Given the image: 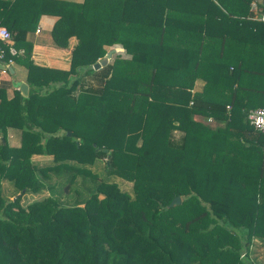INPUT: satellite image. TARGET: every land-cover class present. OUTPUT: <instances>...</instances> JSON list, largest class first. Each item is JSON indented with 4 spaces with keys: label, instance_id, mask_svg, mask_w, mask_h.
Masks as SVG:
<instances>
[{
    "label": "trees",
    "instance_id": "16d2710c",
    "mask_svg": "<svg viewBox=\"0 0 264 264\" xmlns=\"http://www.w3.org/2000/svg\"><path fill=\"white\" fill-rule=\"evenodd\" d=\"M250 3L42 0L57 15L52 43L76 38L68 69L35 62L29 27L8 20L15 52L6 43L5 56L26 67L28 92L0 94V264H264L250 257L264 250V133L214 72V10L256 34ZM102 158L131 191L92 169Z\"/></svg>",
    "mask_w": 264,
    "mask_h": 264
},
{
    "label": "crops",
    "instance_id": "0c3cea01",
    "mask_svg": "<svg viewBox=\"0 0 264 264\" xmlns=\"http://www.w3.org/2000/svg\"><path fill=\"white\" fill-rule=\"evenodd\" d=\"M66 1L80 2L82 0ZM49 9L53 8L49 7ZM261 11V6L258 3V9L250 8L248 12L247 19H251L253 23L254 21L258 22L261 27L258 33L250 34L248 23L247 25L239 24L242 25L239 27L238 24L234 25L228 19H219L218 11L214 10V72L221 78V84L217 90L225 93L229 99L232 98L234 105L243 106L247 111L264 105V21L257 18ZM56 18L57 15L54 12L43 10L42 0H0V25L7 26L10 23L8 20L17 19L22 20V24L25 23L29 27L25 31L24 37L33 42L32 57L34 61L51 67L68 69L70 49L76 38L75 36L69 38V47L55 46L52 43L51 28ZM223 34L224 36H222ZM106 46L109 50L110 46ZM114 48L116 50L118 47L114 46ZM8 66H11L12 70ZM8 66L6 69H0V94L10 98L15 91L21 92L18 86L20 82H26L27 69L14 60ZM236 74H238V78ZM203 84L204 80L197 78L192 90H201ZM226 107L229 109L231 105L226 104ZM194 118L206 121L201 114H194ZM216 123L220 124L221 122L214 120L209 124ZM13 129L17 128L8 127L7 140L10 144L14 142L11 145H18L20 130L14 131V136L11 142L9 141L8 131L11 133ZM263 256L262 245H257L253 252L251 250L250 257L253 260Z\"/></svg>",
    "mask_w": 264,
    "mask_h": 264
},
{
    "label": "rangeland",
    "instance_id": "374dc122",
    "mask_svg": "<svg viewBox=\"0 0 264 264\" xmlns=\"http://www.w3.org/2000/svg\"><path fill=\"white\" fill-rule=\"evenodd\" d=\"M116 47H118L114 53L116 51H122V48L120 45H115ZM106 48H108V46H106ZM111 48H114V46H110L109 49ZM114 53H112L110 59L113 57ZM68 58H69V55H68ZM95 69V68H94ZM89 78V77H88ZM90 82L92 83L93 86H97V82L96 80L93 78V77H90L89 78ZM79 90V86H76V89L74 90V92H77ZM208 122V121H207ZM211 122V121H210ZM209 123V122H208ZM15 128V127H14ZM16 130H19L18 128L17 129H13L12 132L10 133L8 131V137H9V141L11 142L13 136H14V131ZM7 137V136H6ZM8 141V140H7ZM9 143V142H8ZM14 143V142H11V144ZM10 144V143H9ZM10 144V145H11ZM49 159H51V156L50 155H39V154H34L33 155V160H36L37 162L39 163H44L46 161H49ZM103 161H104V158L102 159H99L96 161V165L92 166V169L95 170V171H98L99 175L103 178V179H106V180H110V181H115L119 184V186L124 189V190H127V191H131V187H132V182L129 181V180H126L120 176H117V175H108L106 174L105 170L103 169ZM5 185L6 187H9L8 183L5 182ZM86 187V185H85ZM7 192H9V190H7ZM50 191L47 187L45 188H42L41 190L37 191V192H31V191H26L24 192L22 195H21V198H20V203L25 206L27 205L29 202L31 201H34L36 199H41L43 198L44 196H46L47 194H49ZM10 197L13 195H9ZM61 198H63V200L66 202V199H68V197H65V195H61L60 196ZM83 198V196H82Z\"/></svg>",
    "mask_w": 264,
    "mask_h": 264
},
{
    "label": "built area",
    "instance_id": "2783aa9c",
    "mask_svg": "<svg viewBox=\"0 0 264 264\" xmlns=\"http://www.w3.org/2000/svg\"><path fill=\"white\" fill-rule=\"evenodd\" d=\"M258 2L259 0H251L250 7L253 9H258ZM257 18L264 21V11L259 12ZM11 42V31L6 26L0 25V61H2L6 66H8L13 61V59L11 57L6 58V50L4 45L8 43L9 51L14 53L15 51L14 48L11 47ZM205 119L208 122L214 120L211 115L207 116ZM247 119L254 129L264 133V105L249 109L247 112Z\"/></svg>",
    "mask_w": 264,
    "mask_h": 264
},
{
    "label": "water",
    "instance_id": "95a60500",
    "mask_svg": "<svg viewBox=\"0 0 264 264\" xmlns=\"http://www.w3.org/2000/svg\"><path fill=\"white\" fill-rule=\"evenodd\" d=\"M262 2H264V0H261ZM115 51V48H111L109 49L105 55H103L102 57H100L99 59H97L94 63H93V68L97 69V68H100L102 67L103 65H105L109 58L111 57V54ZM7 66L2 62L0 61V69H6ZM8 68L10 70H12V67L11 66H8ZM19 89L21 90V92L26 95L27 92H28V84L26 82H20L19 83ZM68 134H70L68 132ZM99 149V147L97 148V150ZM105 150V149H104ZM181 200L180 196L179 195H176L172 200L171 202L168 204V206L170 205H173V204H176V203H179Z\"/></svg>",
    "mask_w": 264,
    "mask_h": 264
}]
</instances>
